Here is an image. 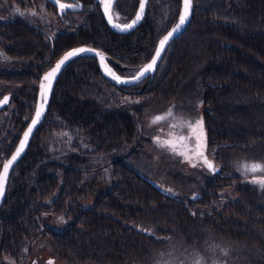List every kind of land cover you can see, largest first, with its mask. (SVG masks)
I'll list each match as a JSON object with an SVG mask.
<instances>
[{
    "label": "trees",
    "instance_id": "16d2710c",
    "mask_svg": "<svg viewBox=\"0 0 264 264\" xmlns=\"http://www.w3.org/2000/svg\"><path fill=\"white\" fill-rule=\"evenodd\" d=\"M137 1L116 2L115 20L128 22ZM40 2L0 0V100L9 97L0 110V167L31 118L40 75L65 51L85 45L141 66L175 22L180 3L149 0L142 22L127 34L110 31L93 0H67L80 7L58 17L67 31L54 36L3 12ZM169 108L203 120L217 172L185 168L152 143L155 130L145 123ZM105 153H111L109 181L82 208L98 184L89 175L100 168L91 158ZM242 162L264 165V0H193L187 27L151 79L117 88L92 57L62 70L7 181L0 264L3 256L17 262L34 242L63 264H182L186 258L188 264H264V188L240 178ZM43 214L63 217L64 228L46 227Z\"/></svg>",
    "mask_w": 264,
    "mask_h": 264
},
{
    "label": "snow or ice",
    "instance_id": "6c2138e0",
    "mask_svg": "<svg viewBox=\"0 0 264 264\" xmlns=\"http://www.w3.org/2000/svg\"><path fill=\"white\" fill-rule=\"evenodd\" d=\"M119 0H117V3ZM147 0H139V11L136 12L135 19L131 23H124L123 26L119 23H113V17L111 11L113 9V0H99V3L103 6L104 14L108 18L109 24H112L114 28L119 29L120 31H126L133 28L142 18L145 12V5ZM56 6L61 14L65 12L66 9L73 7H80L79 5H73L71 3H63L61 0H54ZM193 0H183V10L180 12L178 23L172 28L167 35L163 36L159 40L158 46L155 48L154 54L151 56L149 62L143 64L142 67L138 69L131 79H123L118 75L106 62L105 54L101 51L92 49V48H75L71 51L66 52L63 57L55 64L50 71H48L43 79L39 82V101L35 105L34 116L31 117V123L28 125L27 130L23 132V138L19 142V146L16 148L15 153L11 156V159H7L3 163V169L0 171V194L5 190V185L9 176V170L17 160V158L24 151V148L29 140L30 135L33 133L34 128L41 121L45 113V106L48 102L49 92L52 88V83L56 78L57 74L61 71L62 66L66 62L72 60L73 57L80 56L82 53H91L99 58L100 67L104 70L105 75L113 79L117 84H127L133 82H140L148 74L152 73L157 67V61L161 57L162 51L165 50V46L169 43V40L174 37V34L178 33L185 22L188 20L190 10L192 8ZM35 15V13H33ZM131 102V101H129ZM9 103V97L4 96L3 100H0V106L7 105ZM139 103V101H136ZM175 120L173 116V109L169 108L165 114L157 115L152 120L153 125L160 124L161 122L167 121L169 118ZM170 129L180 128V132L169 131L166 138H161L156 136L153 138V142L160 147L161 149H167L171 153L184 157L192 167H197L198 163H202L210 171H215L212 162L205 155L206 151V136L204 130V124L202 119H197L195 121L181 120L178 123H172L169 125ZM187 129V133L183 132V129ZM64 135H67L66 133ZM243 171L247 173H264V165L259 163L245 164L243 165ZM253 183L259 184L261 188H264V176L254 177L252 179ZM171 192V190H167ZM60 221L63 222V217H60ZM224 255L227 256L228 253L224 252ZM49 264H52V261H49ZM195 264H200V261H195Z\"/></svg>",
    "mask_w": 264,
    "mask_h": 264
},
{
    "label": "rangeland",
    "instance_id": "374dc122",
    "mask_svg": "<svg viewBox=\"0 0 264 264\" xmlns=\"http://www.w3.org/2000/svg\"><path fill=\"white\" fill-rule=\"evenodd\" d=\"M4 13H6V16L8 17H13V16H19L21 18H25L31 23L34 24H40L43 26H46L48 28L49 33L54 36L57 33L60 32H65L67 31L66 27L64 25H61L58 23V21L55 19V17L47 11V9L44 7V3L40 2L37 3L36 5H32L31 7H27L24 9H19L16 6H12L10 9L3 10ZM35 13V15H33ZM0 20H4L3 16L0 15ZM165 114V113H163ZM161 115V114H160ZM157 116V115H156ZM173 116L176 118L173 120L171 117L164 122H161L160 124L153 125L151 123V120L155 117H152L150 122L145 123V127H152L155 130V133L152 137V143L153 138L156 136H160L161 138H166L167 133L169 131H175V132H180L181 129H170L169 125L172 123H178L181 120H187V121H195L199 118H194V119H187V118H182L179 115L173 114ZM147 123L149 126H147ZM183 132L186 134L187 129H183ZM155 144V143H154ZM156 145V144H155ZM157 146V145H156ZM158 147V146H157ZM167 150V149H165ZM168 151V150H167ZM171 153L170 151H168ZM111 153H105L102 156H96L91 158V161L94 162V166H99L97 170L91 171L89 175H97L98 176V184L94 187L93 191H91L88 196L81 201V207L86 208L92 204L94 199L97 197V195L104 189L105 185L109 181L110 177V172H111V163H110V158L111 156L109 155ZM174 157H176L180 163L185 167V168H200L208 171L209 173H215L217 172V166L214 164L213 160L207 153V149L205 151V155L207 158L212 162L214 168L216 169L214 172L210 171L206 166H204L202 163H198L197 161H193V163H197V167H192L190 166L189 162L184 159L182 156L175 155L171 153ZM245 164H251L247 162H242L240 164V167L238 168V174L240 175V178L244 181L251 182L254 177H260L264 176V173H247L245 174L243 171V165ZM152 184H154L158 189L165 193H170L167 191V189L163 185L162 180H156L153 178H149ZM253 183V182H252ZM223 194V193H222ZM42 222L43 224L56 231H60L64 228L65 223L64 221H60V217L58 216H53L50 214H43L42 215ZM49 261H52V264H63L62 262L57 261L54 258H51L48 254V252L40 246L39 242H34L32 243L29 247H25L23 251L21 252V255L19 256V259L17 262L13 261L9 257L3 256L2 257V262L3 264H49ZM190 260L188 258L184 259L182 261V264H188Z\"/></svg>",
    "mask_w": 264,
    "mask_h": 264
},
{
    "label": "water",
    "instance_id": "95a60500",
    "mask_svg": "<svg viewBox=\"0 0 264 264\" xmlns=\"http://www.w3.org/2000/svg\"><path fill=\"white\" fill-rule=\"evenodd\" d=\"M44 1L47 2V3L50 4V5H53V6H55V7L58 8V6L55 5L54 0H44ZM115 1H116V0H113V6H114ZM179 1H180V3H179V11H178V14H177L176 20H175V22L169 27V29H168V30H167V31H166V32H165V33H164V34H163V35L157 40L152 55L154 54L155 48L158 46L159 40L162 39L163 36L167 35V33H168L169 31L172 30V28L175 26V24L178 23L180 12L183 10V0H179ZM148 2H149V0H147V2H146V5H145V12H146V7H147V3H148ZM192 5H193V3H192ZM112 10H113V9H112ZM137 11H139V0H138L137 7H136V10H135L133 16L131 17V19H130L127 23H131V21H132L133 19H135V15H136V12H137ZM145 12H144V14H143L141 20H140V21H139V22H138L133 28L128 29V30H126V31H120L119 29L114 28V27L112 26V24H109V22H108V18H107V17L105 16V14H104L103 6L100 4V13H101V16H102V18H103V20H104L106 26L110 29V31H112V32H114V33H116V34H127V33H130L131 31H133L135 28H137V27L140 25V23L142 22V20H143V18H144V15H145ZM191 14H192V8H191V10H190L188 20H187V21L185 22V24L182 26L181 30H180L178 33L174 34V37L171 38V39L169 40V43H170L172 40L176 39L177 37H179V36L182 34V32H183L184 29L187 27V25H188V23H189V21H190ZM111 15H112V11H111ZM112 17H113V15H112ZM113 23H117V22L114 21V19H113ZM119 24H120V23H119ZM121 26H123V24H121ZM169 43L165 46V50H166L167 46L169 45ZM82 47L95 49V48H93V47H89V46H85V45H79V46L72 47V48L68 49L67 51H65V52H64V53H63V54H62V55H61V56H60V57H59V58H58V59H57V60H56V61H55V62H54V63H53L48 69H47V70H45V71L40 75V77H39V81H38V85H37V93H36V98H35V105H36V103L39 101V82L43 79V76H44L48 71H50L51 68H53V67L55 66V64H56V63H57V62L63 57V55H64L66 52L71 51V50H73V49H75V48H82ZM95 50H98V49H95ZM165 50L162 51V53H161V57H160V58L158 59V61H157V65H158L160 59L162 58V56H163ZM98 51H101V50H98ZM101 52H102V51H101ZM103 53H104V52H103ZM104 54H105V53H104ZM152 55H151V56H152ZM80 57H92V58H94L95 61H96L97 68H98V71H99L100 75H101L106 81H108L109 83H111L112 85H114V86L117 87V88H123V87H128V86L136 85V84L140 83L141 81H143V80H144L145 78H147V77H148L149 79H151L152 76H153L154 73H155V70H154L152 73L148 74L145 78H143V79H142L140 82H138V83L133 82V83H127V84H117V83H116L113 79H111L109 76L105 75L104 70L100 67V61H99V58H98V57H96L94 54H91V53H82L80 56L73 57L72 60L66 62V64H65L64 66H62L61 71L57 74L56 78L54 79V81H53V83H52V88H51V90H50V92H49L48 102H47V104H46V106H45V113H44V116H45L46 111H47V108H48V104H49V101H50V97H51V93H52L53 87H54V85H55V83H56V81H57V79H58L60 73L62 72V70H63V69H64V68H65V67H66L71 61H73V60H75V59H77V58H80ZM105 57H106V62H107L108 64H109V63L116 64V63H115V62H114V61H113L108 55L105 54ZM150 59H151V57L149 58V60H148L147 62H149ZM145 63H146V62H145ZM109 66H110V65H109ZM142 66H143V64H142L140 67H142ZM110 67H111V66H110ZM140 67H139V68H140ZM111 68H112V67H111ZM139 68H138V69H139ZM112 69H113V68H112ZM138 69H137L136 71H138ZM155 69H156V68H155ZM113 71H114V69H113ZM118 75H119V74H118ZM120 76H121V75H120ZM121 78H123V79H131V78H132V75H131V76H121ZM35 105H34V109H35ZM5 106H6V105L0 106V110L3 109ZM34 109H33V113H32V115H31V117L34 116ZM44 116L42 117L41 121L37 124V126L34 128L33 133L30 135L29 140H28V142H27V144H26V146H25V148H24V151L21 153V155L17 158V160L14 162V164H13L12 167L10 168V170H9V175H10V172H11L12 168L17 164V162H18V161L22 158V156L25 154V152H26V150H27V148H28V145H29L31 139H32V137H33L35 131L37 130V128L39 127V125H40L41 122L43 121ZM30 123H31V118H30V120L28 121L27 125L25 126L24 130L22 131V133H21V135H20V137H19V139H18V141H17V143H16V145H15L13 151L11 152V154L8 156L7 159H11V156L15 153L16 148L19 146V142H20V140L23 138V132L27 130V127H28V125H29ZM7 159H6V160H7ZM6 160H5L4 162H6ZM4 162H3V163H4ZM3 163H2V165H1V167H0V171H2V169H3ZM8 178H9V176H8ZM7 181H8V179H7ZM6 185H7V182H6ZM6 185H5V190H4V192H3L2 194H0V206H1V204H2V201H3L4 195H5Z\"/></svg>",
    "mask_w": 264,
    "mask_h": 264
},
{
    "label": "flooded vegetation",
    "instance_id": "af4514ba",
    "mask_svg": "<svg viewBox=\"0 0 264 264\" xmlns=\"http://www.w3.org/2000/svg\"><path fill=\"white\" fill-rule=\"evenodd\" d=\"M44 1V0H43ZM67 0H61V2L63 3H66ZM95 3H97L100 7V3H99V0H93ZM45 2V1H44ZM116 2L117 0L115 1L114 3V6H113V10H112V15H113V11H114V8H115V5H116ZM138 3V1H137ZM47 5H50L48 4L47 2H45L44 4V7L46 8ZM52 7V12L48 11L49 13H51L55 19L58 21V23L64 25L66 27V25H68L67 22H64L63 20H61L62 22H59L58 20V17H60L61 13L59 11V9L53 5H50ZM47 9V8H46ZM113 19L114 21L115 20V16L113 15ZM117 22V21H116ZM127 22V21H126ZM65 23V24H64ZM118 23V22H117ZM121 24V23H120ZM43 27V25H41ZM46 27V26H45ZM47 28V27H46ZM47 33H44V35H46ZM47 36V35H46ZM112 59V58H111ZM113 60V59H112ZM114 61V60H113ZM96 62V61H95ZM116 64H112V63H109V65L114 69V71L121 75V76H131V75H124V74H134L136 72V70L138 69L137 67H140L139 64H135L131 61H127L126 63H121V62H118V61H114ZM97 65V64H96ZM133 86V85H132ZM130 87V86H128Z\"/></svg>",
    "mask_w": 264,
    "mask_h": 264
}]
</instances>
